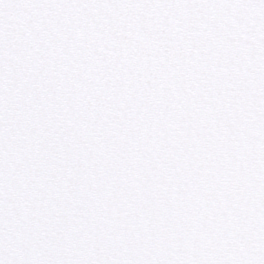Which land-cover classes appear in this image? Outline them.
<instances>
[{"label":"snow or ice","instance_id":"6c2138e0","mask_svg":"<svg viewBox=\"0 0 264 264\" xmlns=\"http://www.w3.org/2000/svg\"><path fill=\"white\" fill-rule=\"evenodd\" d=\"M0 264H264V0H0Z\"/></svg>","mask_w":264,"mask_h":264}]
</instances>
